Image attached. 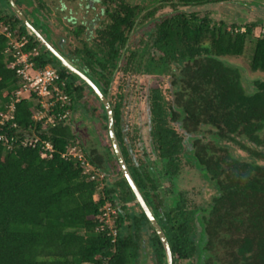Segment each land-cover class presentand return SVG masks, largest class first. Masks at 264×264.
<instances>
[{
    "label": "trees",
    "instance_id": "obj_1",
    "mask_svg": "<svg viewBox=\"0 0 264 264\" xmlns=\"http://www.w3.org/2000/svg\"><path fill=\"white\" fill-rule=\"evenodd\" d=\"M0 23L25 34L17 20L0 17ZM245 26V32L234 33L207 15L181 12L158 25L155 44L161 51L142 55L147 73L168 76L169 86L150 90L151 139L160 166L142 176L137 167L132 169L141 191L149 203L155 201L161 176L177 177L183 159L215 188L207 207L190 210L180 192L174 205L165 208L162 226L176 264L194 255H199L196 264H264V80L248 90L240 69L226 61L242 56L247 41L254 39L250 69L264 71V34L254 35L256 23ZM7 42L0 35V108L18 85L7 66ZM38 45L30 37L25 50ZM117 53L108 51L111 58ZM37 63L55 66L48 51ZM60 71L64 78L69 75L64 67ZM67 84L73 100L82 94ZM16 121L24 128L34 125L29 101L18 104ZM41 134L58 150L51 159H42L39 147L6 152L0 143V264H105L110 256L109 264H127L132 238L120 231L114 244L95 231L100 207L105 200L114 204L112 184L105 177L103 195L95 201L99 181L88 180L79 162L61 157L59 152L77 139L70 124L58 123ZM236 146L247 159L235 154ZM84 152L105 170L103 155L96 149ZM128 192L132 194L129 187ZM123 220L117 218L118 226ZM154 240L161 251L157 236Z\"/></svg>",
    "mask_w": 264,
    "mask_h": 264
},
{
    "label": "flooded vegetation",
    "instance_id": "obj_2",
    "mask_svg": "<svg viewBox=\"0 0 264 264\" xmlns=\"http://www.w3.org/2000/svg\"><path fill=\"white\" fill-rule=\"evenodd\" d=\"M13 1L27 18V20L49 42L51 47L63 54L79 70L89 76L101 89L104 95L109 98L114 115L115 133L124 159L136 183L137 178L133 175L132 169L134 167H137L140 175L142 176L146 169L150 167L152 168L153 165H157L159 167L160 159L157 156V152L154 150L152 139L151 144L156 155L154 161L151 160L144 147H142L143 156L137 159L134 158L132 156V145H129L126 142V132L124 127H122V119L123 107L126 101V93L124 89L125 86L128 85L127 79L137 73L140 74L144 72L148 74L145 69L146 64H144V60H142V55L144 53L143 56L146 58L149 54L148 51H152V55H154L156 51H161V49L158 48V46L155 44L157 38L156 30L158 25L162 23L166 18H170L171 16H175L181 12H186L188 14H196L199 17H204L207 15L213 22H217L214 21L208 14L201 16L197 12H188L186 8L208 4L235 2V0H139V2H136L134 0ZM166 8H170L171 10L163 12V10ZM0 17H8L13 21H19V24L23 27L25 34L36 39L35 35L29 32V30L26 28L21 16L18 14L10 0H0ZM117 22H120L121 26H117ZM251 23L257 24L254 29V33L258 28V23L263 24L260 27L259 33H255L256 37L261 36V31L264 28V22L255 21ZM251 23H234L232 25H227V29L234 33L245 32V24ZM144 27L147 28L144 29V33L141 35V37H139L138 42L134 44L132 41L134 39V36L137 35V31L140 28ZM117 30H119L121 34H118L116 32ZM37 47L40 49V51H48L49 58L52 60L56 67L61 69L62 66L60 65V62L50 52L51 50L49 48H47L40 42ZM108 51H118V53L116 54V56H113L111 58L108 54ZM133 52H137L138 54L133 57ZM104 64H106L105 68L102 67V65ZM67 71L69 75L65 78L67 79L69 85H73L75 87L77 86L82 91V94L75 100H73L72 98L73 106L78 100H86L87 90L91 91V93L95 95L92 88L81 77L70 72L69 70ZM118 79L124 82L116 85ZM115 85L116 87L114 88ZM95 98L101 104V107L103 109V113H98L97 119H101V117H104V119L106 120V124L104 125V127L107 133V138L109 140L107 145L103 146V150L106 151L104 155L102 153H99L98 149L96 150L100 155H103L105 161L107 160L104 164L105 170L103 171L105 177H107L108 179L112 178V181L110 183L112 184V189L114 191V206L117 213L116 226L118 229L114 244L117 243L118 236L119 234H121L120 231L122 233L125 232V235L131 237L133 241L132 247H130L126 252V258L128 260L127 264H138L144 250L143 244L139 241L138 233L141 229L148 228L150 231L151 243L157 259L160 264H166V255L161 240L156 230L143 212L142 208L136 202L135 196L120 170V165L109 137L105 108L96 95ZM148 99L147 102L149 101ZM118 104H120L121 106L120 113L118 114L117 119L115 110ZM93 109L97 111L96 107H94ZM107 149L110 151V153L112 150V155L107 151ZM108 154L110 155L109 159H107L108 157L106 158ZM112 167H116V172L113 174L108 169H112ZM123 180L126 181L127 185L123 182ZM128 187L131 190L132 194L128 192ZM157 193V200L155 199V201L153 200L149 203L147 197L142 192L147 204L151 207L158 223L160 224L168 238L169 236L167 234V231L162 226V223H167V217L164 215V210L166 208L165 197H163L160 192L157 191ZM161 199H164V202L160 205L161 207L156 206V204H158L157 202H159V200ZM193 206L198 205L190 206L187 204V207L190 210L194 208ZM142 213L145 215V219L142 218ZM118 217L124 219L122 226H118ZM135 218L139 219L138 223L137 220L135 223ZM155 236H157L162 246L161 251L157 248V244L154 240ZM168 241L173 255V264H176L175 259L177 258V255L173 252L169 238ZM194 246L195 249H197V245L195 243ZM113 251H115V249H113ZM160 253H162V255ZM198 258L199 255H194L189 260L181 261L185 262V264H196ZM110 259L111 256L107 257L105 264H109Z\"/></svg>",
    "mask_w": 264,
    "mask_h": 264
},
{
    "label": "rangeland",
    "instance_id": "obj_3",
    "mask_svg": "<svg viewBox=\"0 0 264 264\" xmlns=\"http://www.w3.org/2000/svg\"><path fill=\"white\" fill-rule=\"evenodd\" d=\"M134 1L139 2V0ZM169 10L171 9L166 8L163 12ZM186 10L188 12H197L201 16L208 14L214 21H224L227 25H232L234 23L244 24L255 21L264 22V0H235V2L230 3L187 7ZM262 25V23H258V28L255 30V33H259ZM147 27L140 28L137 31V35L134 36L132 40L134 44L138 42L139 37H141L144 33V29ZM253 44L254 39H249L242 56L226 58V61L230 65L240 69L243 84L248 90L254 89L255 81L264 80V72H254L250 69ZM123 82L124 81L118 79L116 85ZM127 83L128 85L125 86L124 89L126 101L123 107L122 119V127H124L126 132V142L132 145V156L134 158L137 159L143 156L142 147H144L151 160L154 161L156 155L151 144L150 113L147 99L152 88L161 87L163 90H166L169 86V78L165 75H153L142 72L131 76L127 79ZM165 95L167 96V92H165ZM86 96V100H78L75 103L70 115L71 117L67 120V123L71 125L77 136L76 140L79 141L84 149H98L99 153L104 155L106 151L103 150V146L107 145L109 141L104 127L106 120L104 117L97 119L98 113H103V109L91 91L87 90ZM94 107L97 108V111L93 109ZM233 149L235 154L241 156L243 159L248 158L247 154L240 150L238 146ZM107 151L110 153L108 149ZM110 154L112 155V150ZM108 169L112 174L116 172V167ZM111 179L107 178L106 180L111 182ZM158 192L165 197V207L173 206L174 201L179 199L180 192L183 193L188 205L207 207L212 197L215 195V188L203 178V175L200 174L196 167L183 159V168L177 177L161 176ZM116 217L117 214L114 217L115 225ZM138 235L139 241L144 246L143 254L138 264H160L151 243L149 229H141ZM178 264H185V262L181 261L178 262Z\"/></svg>",
    "mask_w": 264,
    "mask_h": 264
},
{
    "label": "built area",
    "instance_id": "obj_4",
    "mask_svg": "<svg viewBox=\"0 0 264 264\" xmlns=\"http://www.w3.org/2000/svg\"><path fill=\"white\" fill-rule=\"evenodd\" d=\"M0 35L8 40L4 51L8 60L7 66L18 77L17 87L0 108V143L6 152H14L20 147H39L40 157L51 159L58 150L54 143L42 137L41 133L47 132L58 123H67L72 113L73 102L67 79L62 77L58 67L52 64L41 66L37 63V58L42 54L38 47L25 50L30 41L29 35L19 34L12 30L10 25L2 23ZM24 100L31 103V118L34 125L30 128H24L16 121L17 106ZM39 124L41 127L38 129ZM59 153L66 160L79 162L88 180L99 181L93 196L95 201H99L103 195L105 174L86 157L79 141L67 144ZM116 214L114 204L105 200L99 209L98 225L95 227L96 232L111 237L113 243L118 233L114 218Z\"/></svg>",
    "mask_w": 264,
    "mask_h": 264
},
{
    "label": "water",
    "instance_id": "obj_5",
    "mask_svg": "<svg viewBox=\"0 0 264 264\" xmlns=\"http://www.w3.org/2000/svg\"><path fill=\"white\" fill-rule=\"evenodd\" d=\"M12 2V5L18 12V14L21 16L26 28L31 32L32 34L35 35L36 40L45 45L47 48H49L51 53L55 56V58L60 62V65L70 72L78 75L81 77L94 91L95 95L100 99L102 102L106 115H107V126H108V131H109V137L111 141V145L113 146L114 152L116 154V157L118 159L119 165H120V170L122 174L124 175L125 179L127 180L134 196L136 202L140 205L142 208L143 212L145 213L146 217L156 230L161 243L163 245L165 255H166V264H173V255L171 251V247L168 241V238L163 231L162 227L158 223L151 207L147 204L142 192L140 191V188L138 187L137 183L135 182L128 165L124 159L123 153L121 151L116 133H115V123H114V115L112 111V107L109 101V98L104 95V93L101 91V89L97 86V84L89 77L87 76L84 72L79 70L68 58H66L63 54H61L59 51L53 49L49 42L36 30V28L27 20V18L24 16V14L21 12V10L18 8V6L15 4L13 0H10Z\"/></svg>",
    "mask_w": 264,
    "mask_h": 264
}]
</instances>
